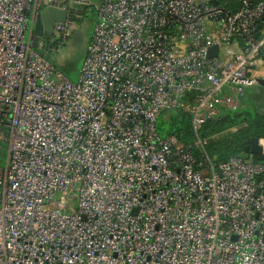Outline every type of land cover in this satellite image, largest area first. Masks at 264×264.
Returning a JSON list of instances; mask_svg holds the SVG:
<instances>
[{
	"label": "built area",
	"instance_id": "2783aa9c",
	"mask_svg": "<svg viewBox=\"0 0 264 264\" xmlns=\"http://www.w3.org/2000/svg\"><path fill=\"white\" fill-rule=\"evenodd\" d=\"M233 1L0 0V264H264V161L197 136L264 76V0ZM45 8L65 19L34 49ZM77 13L71 82L39 51ZM174 110L194 152L158 132Z\"/></svg>",
	"mask_w": 264,
	"mask_h": 264
},
{
	"label": "trees",
	"instance_id": "16d2710c",
	"mask_svg": "<svg viewBox=\"0 0 264 264\" xmlns=\"http://www.w3.org/2000/svg\"><path fill=\"white\" fill-rule=\"evenodd\" d=\"M231 5V9L236 10L239 0H234ZM51 40H53L52 36L46 37L47 49L57 50L58 41L50 43ZM242 106L241 100L238 110L232 113L243 111ZM236 128L238 130L235 133L230 132L231 129ZM157 129L160 136L172 135L176 137L181 147L188 149L190 152L195 151V133L191 127L190 118L185 112L179 110L164 111L159 115ZM197 136L207 140L206 150L215 164L223 163L236 155L248 158L252 155L244 153V148L250 140L253 138L264 139V113L262 115L256 114L255 116H250L245 111L240 115L223 113L215 119L204 123L198 130ZM251 158L257 161L255 156Z\"/></svg>",
	"mask_w": 264,
	"mask_h": 264
},
{
	"label": "rangeland",
	"instance_id": "374dc122",
	"mask_svg": "<svg viewBox=\"0 0 264 264\" xmlns=\"http://www.w3.org/2000/svg\"><path fill=\"white\" fill-rule=\"evenodd\" d=\"M76 16L78 17L74 21L75 32L81 34V40L78 45H74L72 39H68L57 50H48L46 47L39 51L44 58L55 65L57 70L71 82L77 81L85 54V47L94 25V13L82 16L77 13ZM257 74L258 70H256ZM242 103L243 111L247 112L250 116H255L256 114L262 115L264 113V87L256 83L252 87L247 88ZM243 111L231 113V115H240ZM237 130V128L231 129L230 132L235 133Z\"/></svg>",
	"mask_w": 264,
	"mask_h": 264
},
{
	"label": "water",
	"instance_id": "95a60500",
	"mask_svg": "<svg viewBox=\"0 0 264 264\" xmlns=\"http://www.w3.org/2000/svg\"><path fill=\"white\" fill-rule=\"evenodd\" d=\"M65 19V13L52 8H45L35 22L32 31L31 47L37 48V40L42 37L43 34L51 35L53 33V27L55 23H62ZM72 42L74 45H78L81 40V34L78 32L73 33ZM216 47L212 48L207 55V58H211L216 55ZM256 83L264 87V80H257ZM259 139L253 138L250 140L247 146L244 148V153L255 156L257 161H264V155H262L261 147L258 144Z\"/></svg>",
	"mask_w": 264,
	"mask_h": 264
},
{
	"label": "crops",
	"instance_id": "0c3cea01",
	"mask_svg": "<svg viewBox=\"0 0 264 264\" xmlns=\"http://www.w3.org/2000/svg\"><path fill=\"white\" fill-rule=\"evenodd\" d=\"M232 7V5L230 6V8ZM235 7V6H234ZM233 7V9H234ZM55 66V65H54ZM71 79V78H70ZM260 80H264V76L260 78ZM243 99V98H242Z\"/></svg>",
	"mask_w": 264,
	"mask_h": 264
}]
</instances>
